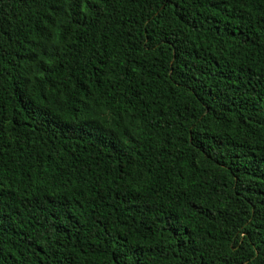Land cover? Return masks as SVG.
I'll return each instance as SVG.
<instances>
[{
	"label": "trees",
	"instance_id": "16d2710c",
	"mask_svg": "<svg viewBox=\"0 0 264 264\" xmlns=\"http://www.w3.org/2000/svg\"><path fill=\"white\" fill-rule=\"evenodd\" d=\"M0 264H264V0H0Z\"/></svg>",
	"mask_w": 264,
	"mask_h": 264
}]
</instances>
